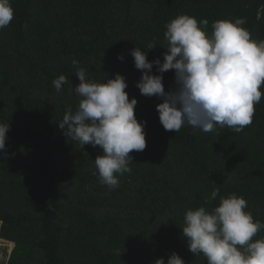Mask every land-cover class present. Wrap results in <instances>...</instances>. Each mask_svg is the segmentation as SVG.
<instances>
[{
  "label": "trees",
  "instance_id": "obj_1",
  "mask_svg": "<svg viewBox=\"0 0 264 264\" xmlns=\"http://www.w3.org/2000/svg\"><path fill=\"white\" fill-rule=\"evenodd\" d=\"M10 4L13 19L0 29V124L9 123L0 151V239L14 246L2 264H153L173 252L185 264H207L187 248L184 214L211 210L233 193L264 223V87L252 123L240 132L188 125L166 131L156 110L162 99L140 94L141 71L130 55L138 47L162 63L165 25L179 15L207 20L201 27L209 35L214 21L243 18L251 37L264 40V0ZM80 68L93 82L122 75L129 99L137 100L135 117L145 122L146 147L130 153L131 171L118 175L115 188L93 175L102 149L82 148L58 127L79 103L72 88ZM151 74H159L155 65ZM60 75L68 82L57 92L52 81ZM161 75L165 92L174 90V70ZM260 238L264 228L254 237Z\"/></svg>",
  "mask_w": 264,
  "mask_h": 264
},
{
  "label": "clouds",
  "instance_id": "obj_2",
  "mask_svg": "<svg viewBox=\"0 0 264 264\" xmlns=\"http://www.w3.org/2000/svg\"><path fill=\"white\" fill-rule=\"evenodd\" d=\"M13 14L10 0H0V29L10 24ZM244 23L243 18L214 21L209 35L201 27L207 26V20L198 23L179 15L165 25L163 47L167 51L162 63L149 61L138 47L130 50L134 67L141 71L136 87L144 96L162 99L156 110L166 131L179 132L188 125L203 132H212L217 126L240 132L252 123L264 87V40L253 39L242 27ZM155 46L149 44L148 48ZM117 58L123 60V55ZM154 65L159 74H151ZM169 70H174L176 87L165 92L161 74ZM75 76L79 83L72 91L79 103L75 111L67 109L58 127L82 148L99 146L103 154L93 161V175L103 185L118 187V175L131 171L130 153L146 147L145 122H138L134 114L137 100L129 99L120 74L93 82L80 68ZM67 82L64 75L52 81L57 92ZM8 131L9 123L0 124V151L5 150ZM218 195L219 189H214L210 199ZM246 207L247 201L233 193L220 197L211 210L203 206L188 209L181 228L188 250L203 255L207 264H264V238L254 239L264 223L254 220ZM153 264L185 262L173 252L166 262L161 257Z\"/></svg>",
  "mask_w": 264,
  "mask_h": 264
},
{
  "label": "rangeland",
  "instance_id": "obj_3",
  "mask_svg": "<svg viewBox=\"0 0 264 264\" xmlns=\"http://www.w3.org/2000/svg\"><path fill=\"white\" fill-rule=\"evenodd\" d=\"M14 245L6 244L0 240V263L2 264L4 261V257L8 258L9 253ZM3 261V262H2Z\"/></svg>",
  "mask_w": 264,
  "mask_h": 264
},
{
  "label": "crops",
  "instance_id": "obj_4",
  "mask_svg": "<svg viewBox=\"0 0 264 264\" xmlns=\"http://www.w3.org/2000/svg\"><path fill=\"white\" fill-rule=\"evenodd\" d=\"M1 240V239H0ZM2 241V240H1Z\"/></svg>",
  "mask_w": 264,
  "mask_h": 264
}]
</instances>
